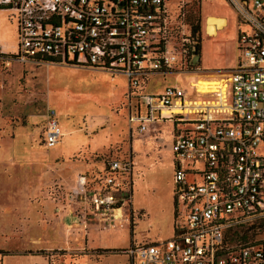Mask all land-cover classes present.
Returning <instances> with one entry per match:
<instances>
[{
    "label": "built area",
    "instance_id": "1",
    "mask_svg": "<svg viewBox=\"0 0 264 264\" xmlns=\"http://www.w3.org/2000/svg\"><path fill=\"white\" fill-rule=\"evenodd\" d=\"M226 1L241 25L237 65L192 89L152 93L145 86L153 74L195 67L198 40L181 31L169 0H0L17 22L13 60L122 73L131 126L176 125V232L132 243L122 251L130 264H264V0ZM62 135L49 109L44 145ZM132 169V158H117L97 181L79 173L69 198L111 219L131 198V178L121 176Z\"/></svg>",
    "mask_w": 264,
    "mask_h": 264
},
{
    "label": "rangeland",
    "instance_id": "2",
    "mask_svg": "<svg viewBox=\"0 0 264 264\" xmlns=\"http://www.w3.org/2000/svg\"><path fill=\"white\" fill-rule=\"evenodd\" d=\"M168 4L181 31L190 30L192 17L199 19L200 33L197 36L201 40L203 36L202 68L223 70L235 65L238 50L232 7L223 0H169ZM207 5L222 7L231 13L229 33L221 31L219 36L209 37L211 35L203 32L206 16L212 15L205 11ZM16 25L10 11L0 10V43L3 48L6 42L10 50H17ZM12 58V52L0 56V264H49L43 255L18 253L58 246L68 249L85 244L84 238L74 234L66 239L58 231L54 235L41 232L39 226L43 223L37 222L38 207L63 195L60 191L73 185L71 177L78 172L93 173V167L83 164H103L112 158L134 157L131 148L141 163L136 165L134 195L135 198L140 195L141 206L148 214L145 217L135 215L134 222L131 216L124 222L126 217L123 215L121 223L114 224L117 230L114 236L95 232L89 236L88 248H125L132 240L143 243L169 238L174 223L171 203L174 186L170 151L172 124L155 123L157 132L154 133L150 132L152 129L147 133L130 129L126 116L127 100L123 95L127 90V77L123 74L113 75L104 69L56 63L18 62ZM200 65L201 62L196 66ZM197 77L196 73L156 76L146 90L155 92L170 84L188 87L190 79ZM199 81L202 83L203 79ZM49 109L56 112L64 132L61 142L51 148L43 142ZM66 127L71 131L67 132ZM148 160L151 171L146 177V173L145 176L140 173ZM69 165L76 167L70 168ZM39 182L43 185L37 189ZM23 183L26 185L18 187ZM12 184L19 185L12 187ZM56 188L60 191L57 192ZM123 209L128 212L130 199ZM78 210L81 209L72 207L70 214H79ZM41 216L47 221L48 215L43 208ZM118 253L107 255L99 264H128L129 257ZM48 254L60 258L64 264H75L79 253L54 250Z\"/></svg>",
    "mask_w": 264,
    "mask_h": 264
},
{
    "label": "crops",
    "instance_id": "3",
    "mask_svg": "<svg viewBox=\"0 0 264 264\" xmlns=\"http://www.w3.org/2000/svg\"><path fill=\"white\" fill-rule=\"evenodd\" d=\"M223 1H225L227 3L226 0H223ZM202 8H203V3H202ZM1 11H5V10H1ZM205 11L211 13L212 15L208 14L206 16L207 18H205L206 19V25H204V28H203V32L204 33H206L208 35H211L209 37H217V36H219L221 31H226V34L229 33L227 28L229 27L230 22H231V13L228 14V12H225L224 8L216 7V6H213V5L205 6ZM211 16L217 18L218 21L220 20L219 22L217 21L216 25H214V27H215V31L214 32H211L208 29V21H209V18ZM232 17H233V20H234L235 33H236L235 41H236V47H237V50H238V55H237V58H236V61H235V65L233 66V67H235L237 65V63H238V59H239V55H240V51H239L238 45H237V40H238V34H239V30L241 28V25L239 24L237 14L235 13L234 10L232 12ZM16 32H17V26H16ZM3 34H5V33L3 32ZM215 35H217V36H215ZM202 40H203V36H202ZM202 40H201V47L199 49L200 50V62H201L200 66H196L195 65L196 66L195 69H193V70H190V69L189 70H185V69H180V68H183V67L181 65H178L177 68L172 69L171 71H168L165 74L155 73L149 78V80L147 82V85L145 86V90L147 89V87H148L149 83L151 82V80L153 79V77H156V76H160V77H166L167 75L180 76L182 74H188L189 75L191 73H196L198 77L195 80H199V79L213 80V79H217L218 77H220V69H217V68H215V69L202 68V48H203ZM4 44L6 45L5 48H3L1 43H0V46L3 48L2 53L7 54V53H10V52H12V53L16 52V51L10 50L9 43L5 42ZM30 63H34V64H50V63H37V62H31V61H30ZM68 66H73V65H68ZM79 67H84V66H79ZM87 68H89V67H87ZM227 69H229V68H227ZM112 74L115 75V74H122V73H112ZM195 80H191L190 79V83L188 84L189 86L188 87H184L183 86V87L185 89H192V85L191 84ZM170 85H175V84H170ZM166 86L167 85H165L159 91H155V92L151 91V92L152 93H160V92L163 91V89ZM127 92H128V78H127V90L123 93V95H125V97H126ZM126 100H127V97H126ZM126 116H127L128 121H129L128 108H127V115ZM46 120H47V117H46ZM159 122H170L172 124V133H173V135H172V140H171V145H170V151L172 152V155H173L172 143H173V140H174V137H175V134H176V125H175L174 121H172V120L156 121L155 123L157 124ZM155 123H153L150 126V129H152V131H150V132H152V133H154V131H156V128H155L156 124ZM129 124H130V122H129ZM133 128H135L138 131V129H137V127L135 125H133V126L130 125V129L133 130ZM61 129H62V127H61ZM66 130H67V132L71 131L70 128H68V127H66ZM62 132H63V129H62ZM146 133H147V131H146ZM63 136H64V132H63L62 138H63ZM151 136L152 135H149V137H151ZM144 137H146V135ZM43 138H44V136H43ZM62 138H61V140H62ZM61 140H60V142H61ZM131 145H132V142L130 143V147H131ZM131 150H132V153L135 154V156L134 157L129 156L127 158H132V161H133L132 175L126 174L124 176L123 175L121 176V177H123L122 179L127 180V179L131 178V181H132L131 189H129V191H130L129 194L131 196V198H130V209L128 210L129 213L125 212V210L123 209L124 205H126V203H127L126 202L120 208L121 213L118 212V210H119L118 209V210H116V211L111 213V217H112L111 219H103L102 218V214H101L100 211H96L92 207H87L84 203L77 204L76 202L72 201L69 198L70 192L75 191V188L77 187V180H78L79 173H86L89 176V179L91 180V182L94 181V180L97 181L99 178H102V177H104L107 174L108 162H103V164L99 163V162H94L93 165H90V164L85 165V164H83L86 167H88V166H91V168L93 167L92 168L93 173L88 174L87 171L86 172H82V171L78 172L74 176V178L73 177H71L72 179L69 178V179H71V181L73 183V185L69 189H67L66 191H60L58 188H56L57 192L60 191V193H64V194L63 195L60 194L59 197L52 198L53 201L50 202V204H48V205H42V206L39 205V207H38V214H39L38 215V217H39L38 220L39 221H37V222L39 223L41 221L43 223L42 225L39 226V230L41 232H48L51 235L52 234L54 235L55 231H58L59 234H64V237L66 239L68 237H70L71 234H74L75 237L76 236H80L81 238H84L85 239V244L84 243L83 244L80 243V245L75 246V247L74 246L68 247V249H62V248H60L61 246L54 247V248H51V249L38 248L39 251L35 250V252H32L30 250H27V252L18 253V254H22V255L40 254V255H43V256L47 257V259L49 260V264H51V263L52 264H64L63 262H61L60 258H55L53 254L50 256L48 254V251L65 250V251H68L70 253L71 252L79 253V254H77L78 257L76 258V263L75 264H99V263H102L103 259L106 258L107 255L119 254L118 252H122L124 249H126L130 245H132V243H138L137 241L132 240L130 245L128 247H125V248H121L119 246L104 247V248L103 247L88 248L89 236H91V234H94L95 232H100L102 234L110 233V234H113V236H114L116 231H117V230L114 229L115 228L114 224L117 223V222L121 223V218L123 217V215L126 217L124 222L128 221L130 216H131V221L133 219V222H134L135 215H137L139 217H145L148 214V211L141 206V197H140V195L136 196V198H135V195H134L135 178H136V174H137L136 173L137 172L136 171V165H139L141 163L136 158L137 157L136 153L133 151L132 148H131ZM102 152H104V151H102ZM112 159H117V158H112ZM148 162H149V160L147 161V163ZM147 163L145 162V164H144L145 168H143L141 170V173H140V175H142L144 173L143 176H145V173H146V177L149 176V171H151V168H149V163L150 162L148 164ZM96 165L98 167H96ZM69 166H70V168H75L76 167V165H69ZM173 166H174V170H175L174 155H173ZM91 168H90V170H91ZM90 170H88V171H90ZM147 180H149V178ZM18 185L19 184H17V185L16 184H12V187L13 186L16 187ZM23 185H26V183L25 184L23 183L22 185H19L18 187H22ZM42 185L43 184L39 182V185L38 184L36 185L37 189L39 187H41ZM93 186L94 185L92 184V187ZM95 186H97V185H95ZM61 190H63V189H61ZM57 192L55 194H57ZM52 194H54V193L52 192ZM137 194H138V190H137ZM144 195H145V198H147V195L146 194H144ZM171 203H172V205L174 207V211H173L174 212V223L172 225V232L173 233H172V235L170 237H173L175 232H176L177 216H178V208H177V204H176L174 186H173V196H172ZM51 205H52V207H51ZM72 207L73 208H77V209L80 208L81 210H78L79 214L74 213L73 215H71L70 212H72V211H70V210H71ZM42 208L46 210V214L48 215V218H46L47 221H45V219L41 216V209ZM69 219H71V221ZM68 220L70 222H68ZM44 221H45V224H47L45 227H44V225H45ZM158 240H155V241H158ZM105 249H110L111 251L106 252ZM41 252H44V253H41ZM123 254H125V253H123ZM129 263H130V261H129Z\"/></svg>",
    "mask_w": 264,
    "mask_h": 264
},
{
    "label": "trees",
    "instance_id": "4",
    "mask_svg": "<svg viewBox=\"0 0 264 264\" xmlns=\"http://www.w3.org/2000/svg\"><path fill=\"white\" fill-rule=\"evenodd\" d=\"M192 19H193V21L191 22V26H192L191 29H192L193 36L194 37L196 36V38L198 40L197 47L199 50L201 47V37L197 36V35H198V33H200V22H199V19L197 17H192ZM0 56H7V54L0 52ZM107 162H109V160ZM105 251L108 252L111 250L105 249ZM41 253H44V252H41Z\"/></svg>",
    "mask_w": 264,
    "mask_h": 264
},
{
    "label": "bare ground",
    "instance_id": "5",
    "mask_svg": "<svg viewBox=\"0 0 264 264\" xmlns=\"http://www.w3.org/2000/svg\"><path fill=\"white\" fill-rule=\"evenodd\" d=\"M217 18H215V17H210L209 18V21H208V29H209V31H211V32H214L215 31V27H214V25H216V23H217ZM220 21V20H219ZM218 21V22H219ZM225 21V20H224ZM217 28V27H216ZM118 211H121L120 209L118 210Z\"/></svg>",
    "mask_w": 264,
    "mask_h": 264
},
{
    "label": "water",
    "instance_id": "6",
    "mask_svg": "<svg viewBox=\"0 0 264 264\" xmlns=\"http://www.w3.org/2000/svg\"><path fill=\"white\" fill-rule=\"evenodd\" d=\"M192 61L195 65H197L200 62V50H198L197 46L194 47Z\"/></svg>",
    "mask_w": 264,
    "mask_h": 264
}]
</instances>
